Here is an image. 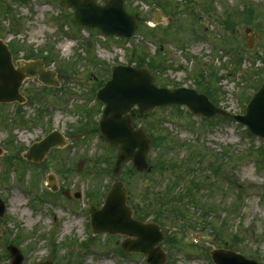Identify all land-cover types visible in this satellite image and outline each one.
I'll return each instance as SVG.
<instances>
[{
    "label": "rangeland",
    "instance_id": "1",
    "mask_svg": "<svg viewBox=\"0 0 264 264\" xmlns=\"http://www.w3.org/2000/svg\"><path fill=\"white\" fill-rule=\"evenodd\" d=\"M45 1L0 0V38L12 42L18 58L30 53L48 57V66L60 70L58 78L65 89L63 93L49 88L40 91L36 78L26 79L21 88L27 97L22 112H13L15 102L0 106V200L4 202L0 264H9V256L4 255L9 242L21 250L23 264L45 260L53 264H147L144 255L117 254L123 236L91 234L87 207L103 199L111 182L117 179L124 182L138 213L151 218L157 213L162 231L171 235L170 241L161 243L168 264H213L207 256L212 248H229L263 262L264 162L261 170L256 169L251 154L245 152L252 145H262L263 138L248 137L245 126L235 120L219 118L216 125H209L199 117L187 116L185 107L178 112L154 109V114L141 122L151 134L162 138L160 148L149 152V157L154 155L153 175L127 173L110 179L105 175L109 169L105 160H113L116 150L104 148L94 134L89 140L73 142L70 148L52 149L44 169L17 161L8 164L2 155L10 150L17 152V147L41 137L45 132L43 124L72 132L81 118L76 107L87 104L76 95L83 93L87 83H95L92 72L100 78L108 75L102 73L99 63L130 64L138 54L164 68L157 83L195 87L197 71L204 75L206 71H216L212 79L208 75L204 78L217 105L242 113L246 94L252 92L262 75L254 70L262 66L261 61L248 55L253 50L264 53V0H128L126 8L137 10L145 18L130 41L105 40L94 30L83 33L71 21L64 23L63 15H71L69 9L64 13L55 1L48 0L52 8L44 5ZM95 1L101 4L104 0ZM200 4L207 9L215 7L214 15L232 24H210L211 17ZM152 7L159 12V23L148 10ZM172 7L180 14L166 25ZM247 7H251V13L246 12ZM247 20L253 22L250 27L257 34L253 49L245 43ZM64 24L70 34L79 36L67 35ZM200 25L209 31H198L197 27L203 29ZM10 26L13 31L9 32ZM147 28L153 33L149 34ZM195 31L200 33L199 38ZM224 46L238 47L240 56H247L237 74V65L228 60ZM135 48L137 55L131 60ZM239 69H243V76ZM215 76L217 82L213 80ZM39 102L48 104V110L39 112ZM50 105L65 106L54 110ZM10 137L13 142L6 141ZM254 153L264 156L261 148ZM65 168L72 171H63ZM49 173L71 193L80 191V199H68L49 189V193L34 192L40 191L38 184L45 189Z\"/></svg>",
    "mask_w": 264,
    "mask_h": 264
},
{
    "label": "water",
    "instance_id": "2",
    "mask_svg": "<svg viewBox=\"0 0 264 264\" xmlns=\"http://www.w3.org/2000/svg\"><path fill=\"white\" fill-rule=\"evenodd\" d=\"M63 2L74 8L73 20L79 25L97 27L107 35L129 36L134 30L136 18L133 14L125 12L123 0H107L104 5H98L94 0ZM35 74H38L42 82L51 83V74L43 71L36 62H24L17 69L14 68L6 45L0 41V102L20 99L17 89L22 78ZM153 80L154 76L146 68L117 65L112 67L111 79L97 94L105 103L99 122L102 137L113 146L119 145L114 165L115 176L118 175L123 162L130 158L138 169L146 167L145 155L149 139L143 135L142 127L134 131L130 126V117L122 116L132 105H138L140 115L147 114L150 108L156 105L164 104H186L193 113L204 116H212L215 113L228 115L225 110L212 104L204 94L183 87H157ZM232 117L247 125L252 133L264 137V67L261 86L247 103L245 113ZM52 141L61 142L60 137L50 135L34 144L26 158L34 162L40 161ZM135 148L137 150H134ZM125 192L122 184L116 182L107 193L103 207L92 208L93 233L108 231L136 236L134 240L125 239L121 247L145 253L150 264H163L165 253L159 246H155L163 236L158 225L132 219L131 210L125 205ZM2 210L3 205L0 203V214ZM8 249L11 264H21L22 255L19 249L14 245L8 246ZM211 254L216 264H260L229 250L217 249L211 251Z\"/></svg>",
    "mask_w": 264,
    "mask_h": 264
},
{
    "label": "trees",
    "instance_id": "3",
    "mask_svg": "<svg viewBox=\"0 0 264 264\" xmlns=\"http://www.w3.org/2000/svg\"><path fill=\"white\" fill-rule=\"evenodd\" d=\"M250 8L251 7H247L246 8V12L247 13H251ZM247 22H251V20H247ZM223 38H225V36ZM224 49H225V51H224L225 54H229L230 55L231 63H234L237 66H240V64H241L240 62H242V56H240L239 48L238 47H234L232 49H229L228 47H225L224 46ZM235 68H237V67H235ZM212 74H214V73H212ZM201 78H202V76H201ZM198 83L200 84L201 91L206 92L212 98L214 97V94L209 90L208 83L205 80L204 81L203 80H199ZM262 146H264V145H262ZM262 146H259V147L251 146L248 149H246L245 152L247 151V152H250V153L252 152L253 153V152H256L259 148H261V151H264V147H262ZM240 155H241V153H240ZM259 162H260V160H259ZM216 169H219L220 170V167L219 168H216Z\"/></svg>",
    "mask_w": 264,
    "mask_h": 264
},
{
    "label": "flooded vegetation",
    "instance_id": "4",
    "mask_svg": "<svg viewBox=\"0 0 264 264\" xmlns=\"http://www.w3.org/2000/svg\"><path fill=\"white\" fill-rule=\"evenodd\" d=\"M93 90H94V85L91 84L90 88L86 89L85 92H86L87 95H90V94H93ZM96 109H98V107H97V104L94 103V106L90 109V110H92V111H89V113H86V114L84 115L85 119L83 118V120H84L86 123H92V124H88V125H86V127L88 128L89 131H92V130H93V122H92V121H93L94 118H96V116H95V110H96ZM91 117H92V121H91ZM134 120H135V118H134ZM88 130H87V131H88ZM60 186L66 188V187H65L64 185H62V184H60Z\"/></svg>",
    "mask_w": 264,
    "mask_h": 264
}]
</instances>
